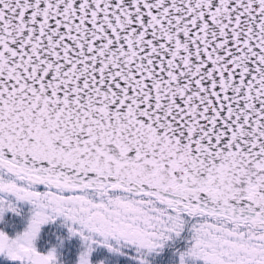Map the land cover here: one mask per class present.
Here are the masks:
<instances>
[{
	"label": "snow or ice",
	"instance_id": "1",
	"mask_svg": "<svg viewBox=\"0 0 264 264\" xmlns=\"http://www.w3.org/2000/svg\"><path fill=\"white\" fill-rule=\"evenodd\" d=\"M0 264H264V0H0Z\"/></svg>",
	"mask_w": 264,
	"mask_h": 264
}]
</instances>
